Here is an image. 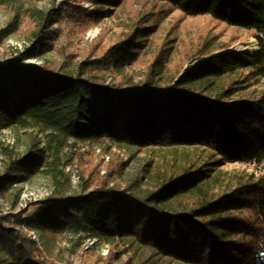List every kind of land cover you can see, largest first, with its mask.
Here are the masks:
<instances>
[{
  "label": "trees",
  "instance_id": "16d2710c",
  "mask_svg": "<svg viewBox=\"0 0 264 264\" xmlns=\"http://www.w3.org/2000/svg\"><path fill=\"white\" fill-rule=\"evenodd\" d=\"M16 1L0 0V6L13 7ZM159 1L177 7L184 16L209 15L230 26L253 29L261 51L225 50L201 59L206 52L197 50L167 86L156 83L155 64L140 84L111 83L103 69L119 70L137 61L141 50L136 45L144 40V32L81 61L75 70L47 63L27 65L26 59L38 57L48 45L54 11L28 7L14 16V28L25 26L31 43L0 63V130L40 126L49 136L45 147L11 157L0 173V197L36 173L49 176L55 190L27 208L15 211L13 202L12 210L0 209V264H64L48 257L22 225L108 242L132 238L152 257V263L139 258L118 264H264V176L241 181L228 191L210 192L214 167L264 162V90L257 97L236 98L238 88L216 87L218 80L244 68L264 76V0ZM60 9L83 25L86 18L96 17L95 10L75 0L62 3ZM6 30H0V39ZM68 138H108L137 148L199 145L219 158L213 167L186 170L145 193L135 181L112 186L106 176L92 189L89 184L79 193L65 194L67 173L60 166V153ZM32 206L37 207L34 214L25 216Z\"/></svg>",
  "mask_w": 264,
  "mask_h": 264
},
{
  "label": "rangeland",
  "instance_id": "374dc122",
  "mask_svg": "<svg viewBox=\"0 0 264 264\" xmlns=\"http://www.w3.org/2000/svg\"><path fill=\"white\" fill-rule=\"evenodd\" d=\"M66 1L69 0H17L13 7L0 6V30L7 29L0 39V63L11 60L30 45L26 27L17 29L12 23L14 16L28 7L53 10L54 18L48 45L42 48L38 57L26 59L24 64L27 65L47 63L55 68L75 70L81 61L100 56L113 44L144 32V40L136 45L141 50L137 61L119 70L109 66L103 69L111 83L140 84L150 66L155 64L156 83L167 86L178 75L179 67L197 50L206 52L201 59L225 50L261 51L255 30L230 26L209 15L184 16L167 2L123 0L114 5L111 1L75 0L96 12V17L86 18L83 25L60 9ZM150 25L151 30L143 29ZM158 58H162L161 61H157ZM227 86L238 88L236 98L257 97L264 90V76L256 74L253 68H244L217 81V88ZM48 136L49 131L40 126L22 128L14 125L0 130V173L4 172L11 157L22 156L30 148L45 147ZM10 150L12 154H9ZM218 158L215 152L199 145L137 148L118 145L108 138H68L60 153V166L67 173L63 191L65 194L79 193L89 184L92 189L96 181L109 176L112 186H125L128 181H135L138 190L145 193L162 180L186 170L213 167L211 164ZM214 168L211 193L228 191L241 181L264 176L262 166L248 162L226 163ZM54 190L49 176L36 173L15 186L7 197H0V209L12 210L13 202L16 203L15 211L27 208L31 202L45 198ZM36 209L32 206L25 216H32ZM20 228L37 240L48 257L59 263L118 264L128 259L135 263L139 258L152 263V257L132 238L108 242L86 234L54 232L42 226L22 225Z\"/></svg>",
  "mask_w": 264,
  "mask_h": 264
},
{
  "label": "bare ground",
  "instance_id": "6f19581e",
  "mask_svg": "<svg viewBox=\"0 0 264 264\" xmlns=\"http://www.w3.org/2000/svg\"><path fill=\"white\" fill-rule=\"evenodd\" d=\"M246 162H248L249 164H255V165H257L258 167H259V166H262V167L264 168V164H258V163H255L254 161H246Z\"/></svg>",
  "mask_w": 264,
  "mask_h": 264
},
{
  "label": "built area",
  "instance_id": "2783aa9c",
  "mask_svg": "<svg viewBox=\"0 0 264 264\" xmlns=\"http://www.w3.org/2000/svg\"><path fill=\"white\" fill-rule=\"evenodd\" d=\"M254 161L255 163H258V164H264V162L260 163V162H257L256 160H252ZM263 257H264V253H263Z\"/></svg>",
  "mask_w": 264,
  "mask_h": 264
}]
</instances>
